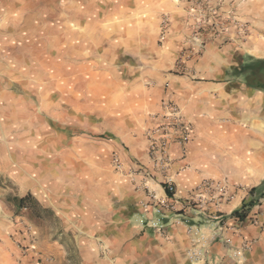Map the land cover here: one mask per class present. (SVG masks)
<instances>
[{"label":"rangeland","instance_id":"1","mask_svg":"<svg viewBox=\"0 0 264 264\" xmlns=\"http://www.w3.org/2000/svg\"><path fill=\"white\" fill-rule=\"evenodd\" d=\"M211 40L264 47V0H0V218L16 231L0 234L12 256L0 253V264L92 261L73 221L93 218L95 206L78 189L123 173L116 145L126 147L125 135L154 137L146 125L155 107L173 106L165 99L173 81ZM261 105L253 125L264 136ZM58 200L68 202L64 213L51 206ZM258 216L264 199L242 220L264 232ZM251 246L232 256L245 262Z\"/></svg>","mask_w":264,"mask_h":264},{"label":"crops","instance_id":"2","mask_svg":"<svg viewBox=\"0 0 264 264\" xmlns=\"http://www.w3.org/2000/svg\"><path fill=\"white\" fill-rule=\"evenodd\" d=\"M249 57L264 59V47L236 40H211L202 56L191 61L195 65L190 74L173 81L165 99L170 100L190 131L183 145L174 139L169 141L167 155L171 163L167 169L155 167L151 155L153 139L163 137L162 128L169 122L168 111L159 105L154 109L158 117L146 125V131L156 130L154 137L144 132L138 137L125 135L121 140L126 147L116 145L123 173L114 174V182L78 189V199L88 197L95 206L88 210L93 211V218L73 221L80 233L79 251L92 255V261L88 256L83 264H203L189 259L195 237L188 233L184 221L210 234L211 227L219 225L217 214L222 218V241L208 246L206 262L264 264V232L260 226L233 216L250 199V191L264 182V136L253 125L264 92L248 88L231 75V70ZM169 178L175 187L173 198L165 186ZM206 183L213 186L205 188ZM39 191L37 186L30 188L31 194L43 200ZM51 192V199H58L59 193ZM68 193L66 188L61 197L68 198ZM49 200L44 201L48 206ZM166 202L175 204V211H165L162 229L156 230L150 225L151 220L159 218L154 206ZM54 203L51 206L59 209L68 205L60 200ZM2 206L7 208L5 203ZM77 209L83 212L81 206ZM60 211L64 213L65 209ZM258 219L261 223L264 216ZM15 232L9 219L0 218L1 236L6 238ZM99 240L107 250L98 246ZM84 241L86 246L81 245ZM244 241L252 245L245 262L232 256ZM102 252L107 253L105 258L100 257ZM0 253L12 260L5 247H0Z\"/></svg>","mask_w":264,"mask_h":264},{"label":"built area","instance_id":"3","mask_svg":"<svg viewBox=\"0 0 264 264\" xmlns=\"http://www.w3.org/2000/svg\"><path fill=\"white\" fill-rule=\"evenodd\" d=\"M166 110L169 113V122L168 125L162 128L163 137L159 140L153 139L151 144V155L155 167L165 170L169 167L171 160L167 155V147L169 141L174 139L176 143L183 145L187 142L189 137L190 127L181 122L180 117L177 116V111L173 106H166ZM116 165L120 166L118 159L116 160ZM166 190L169 195L173 198L175 194V187L173 181L169 178L166 180ZM212 183H206L205 188L212 187ZM155 213L159 216L158 219L150 221L152 228L160 230L162 225V217L165 215V211H175V204L170 203H158L154 206ZM221 217L217 216L216 221L219 222L218 227H211L210 234L205 232L201 227L195 225H188L187 221L184 223L188 226V233L195 237V240L192 244L191 250L188 252L189 259L195 262H203V264H209L206 262V250L208 246L213 243L222 241L221 240V231L223 226L221 224Z\"/></svg>","mask_w":264,"mask_h":264},{"label":"trees","instance_id":"4","mask_svg":"<svg viewBox=\"0 0 264 264\" xmlns=\"http://www.w3.org/2000/svg\"><path fill=\"white\" fill-rule=\"evenodd\" d=\"M231 75L235 81L244 83L248 88L264 92V59L249 57L239 68L232 69ZM27 199L28 197L18 200L19 206H23ZM262 199H264V182L261 186L250 191V199L245 200L241 208L233 213V216L238 217L241 221L246 219L251 209Z\"/></svg>","mask_w":264,"mask_h":264},{"label":"bare ground","instance_id":"5","mask_svg":"<svg viewBox=\"0 0 264 264\" xmlns=\"http://www.w3.org/2000/svg\"><path fill=\"white\" fill-rule=\"evenodd\" d=\"M53 54H54V52H53ZM12 152V151H11ZM32 171V170H31ZM33 172V171H32Z\"/></svg>","mask_w":264,"mask_h":264}]
</instances>
